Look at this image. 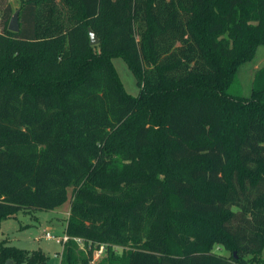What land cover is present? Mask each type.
Here are the masks:
<instances>
[{"label": "trees", "instance_id": "16d2710c", "mask_svg": "<svg viewBox=\"0 0 264 264\" xmlns=\"http://www.w3.org/2000/svg\"><path fill=\"white\" fill-rule=\"evenodd\" d=\"M0 14V225L70 190L60 264H264V67L228 93L264 0H24L17 33Z\"/></svg>", "mask_w": 264, "mask_h": 264}, {"label": "rangeland", "instance_id": "374dc122", "mask_svg": "<svg viewBox=\"0 0 264 264\" xmlns=\"http://www.w3.org/2000/svg\"><path fill=\"white\" fill-rule=\"evenodd\" d=\"M23 2L24 0H0V7L7 4L10 5L13 15L22 7ZM1 26L2 24L0 23ZM111 63L125 92L131 96H137L140 89L124 60L120 57H113ZM262 67H264V45L256 49L251 60L246 61L238 68L235 80L228 93L245 98L249 97L254 85L255 74ZM69 208L70 190L67 201L53 211H40L33 214L20 213L16 219L3 221L2 226H0V243L6 247H13L28 252L39 251L46 257L44 264H60V254L63 248L62 245L57 243V240L64 236L65 218ZM44 233L52 236L54 240H46ZM114 250L117 253H121L123 249L114 248ZM214 252L224 256L229 255L228 252L221 251L218 245L215 246Z\"/></svg>", "mask_w": 264, "mask_h": 264}, {"label": "water", "instance_id": "95a60500", "mask_svg": "<svg viewBox=\"0 0 264 264\" xmlns=\"http://www.w3.org/2000/svg\"><path fill=\"white\" fill-rule=\"evenodd\" d=\"M8 30L13 33H17L19 30V25H18V11H16L12 16L8 24ZM89 34V44L91 46H96L98 45V39L94 35V33L91 30H88ZM6 264H12L11 262H7Z\"/></svg>", "mask_w": 264, "mask_h": 264}, {"label": "built area", "instance_id": "2783aa9c", "mask_svg": "<svg viewBox=\"0 0 264 264\" xmlns=\"http://www.w3.org/2000/svg\"><path fill=\"white\" fill-rule=\"evenodd\" d=\"M44 238L47 239V240H54V238L52 236H50L49 234L45 233L44 234ZM69 240V238L64 235L61 239H58L57 240V243L63 245ZM74 241L79 245V247L82 249L83 248V245H82V242L81 240L79 239H74ZM103 253L104 252V247L103 246H100L98 250L95 251L94 253V256H93V262H99L102 257H103Z\"/></svg>", "mask_w": 264, "mask_h": 264}, {"label": "crops", "instance_id": "0c3cea01", "mask_svg": "<svg viewBox=\"0 0 264 264\" xmlns=\"http://www.w3.org/2000/svg\"><path fill=\"white\" fill-rule=\"evenodd\" d=\"M68 215H69V212L67 213V215H66V218H65V224H66V219H67V217H68ZM2 224L3 223H1V225L0 226H2ZM1 228V227H0ZM65 230V229H64ZM45 234V233H44ZM47 240V239H46ZM63 248V247H62Z\"/></svg>", "mask_w": 264, "mask_h": 264}]
</instances>
